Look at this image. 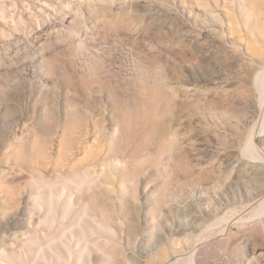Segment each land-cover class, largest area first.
Returning a JSON list of instances; mask_svg holds the SVG:
<instances>
[{
  "label": "rangeland",
  "instance_id": "1",
  "mask_svg": "<svg viewBox=\"0 0 264 264\" xmlns=\"http://www.w3.org/2000/svg\"><path fill=\"white\" fill-rule=\"evenodd\" d=\"M263 72L264 0H0V264H264Z\"/></svg>",
  "mask_w": 264,
  "mask_h": 264
},
{
  "label": "bare ground",
  "instance_id": "2",
  "mask_svg": "<svg viewBox=\"0 0 264 264\" xmlns=\"http://www.w3.org/2000/svg\"><path fill=\"white\" fill-rule=\"evenodd\" d=\"M257 81L259 83L258 87H259V90H260V100L263 103L264 102V76H258ZM246 153L248 155H251V156H255L256 155V146H255L253 140H251L250 143L248 144V146L246 148ZM255 158H257V157H255ZM263 215H264V204L257 211L255 219L254 220H250V221H258V222H260ZM225 221H227V219H219V222H225ZM229 223L236 224V225H245L247 222L244 219H240L239 221H236L234 219H229Z\"/></svg>",
  "mask_w": 264,
  "mask_h": 264
}]
</instances>
